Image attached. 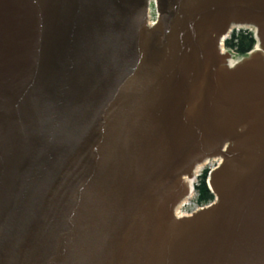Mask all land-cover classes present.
Here are the masks:
<instances>
[{"label": "water", "instance_id": "1", "mask_svg": "<svg viewBox=\"0 0 264 264\" xmlns=\"http://www.w3.org/2000/svg\"><path fill=\"white\" fill-rule=\"evenodd\" d=\"M0 264H264V0H0Z\"/></svg>", "mask_w": 264, "mask_h": 264}, {"label": "trees", "instance_id": "2", "mask_svg": "<svg viewBox=\"0 0 264 264\" xmlns=\"http://www.w3.org/2000/svg\"><path fill=\"white\" fill-rule=\"evenodd\" d=\"M255 39L253 33L249 30L240 29L233 30L230 37L224 42L227 49L233 50L237 56H244L255 46ZM208 169H204L198 177V183L195 185L197 191V200L199 203H208L213 200L214 196L207 186Z\"/></svg>", "mask_w": 264, "mask_h": 264}, {"label": "bare ground", "instance_id": "3", "mask_svg": "<svg viewBox=\"0 0 264 264\" xmlns=\"http://www.w3.org/2000/svg\"><path fill=\"white\" fill-rule=\"evenodd\" d=\"M225 53V52H224ZM226 61H234L233 60V58H232V56H227L226 57ZM205 164V163H204ZM203 164V165H204ZM208 164H210V165H212V163L211 162H209ZM199 172V171H198ZM191 182V181H190ZM195 182V180H193L192 181V184ZM193 193L191 194L192 196H191V203H193V204H191L190 206L191 207H193V209H191V210H194V209H198V208H203V207H205V206H207V205H209L210 203H211V201H209L208 203H199L198 202V200H197V196H196V188H195V186H193ZM193 200V201H192ZM189 205V203L186 205V206H188ZM181 207V206H180ZM180 207H178V210L180 209ZM180 215V214H179Z\"/></svg>", "mask_w": 264, "mask_h": 264}, {"label": "rangeland", "instance_id": "4", "mask_svg": "<svg viewBox=\"0 0 264 264\" xmlns=\"http://www.w3.org/2000/svg\"><path fill=\"white\" fill-rule=\"evenodd\" d=\"M239 29H241V28H239ZM228 51H229V50H228ZM229 52L232 54V56H233V60H234V61H238L239 57L237 56V54L234 55V52H232V51H229ZM211 167H212V165H210V164H206V165H204V167H203V168L201 169V171H200V175H201V173H202V171H203L204 169H210ZM198 177H199V176H198ZM198 177H197L195 183L198 181ZM192 201H193V200H192ZM191 209H193V207H191L190 205H188V206L183 207L182 211L191 212Z\"/></svg>", "mask_w": 264, "mask_h": 264}]
</instances>
